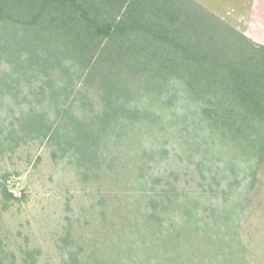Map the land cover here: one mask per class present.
Instances as JSON below:
<instances>
[{
    "label": "rangeland",
    "instance_id": "374dc122",
    "mask_svg": "<svg viewBox=\"0 0 264 264\" xmlns=\"http://www.w3.org/2000/svg\"><path fill=\"white\" fill-rule=\"evenodd\" d=\"M192 1L246 36L228 8L247 0ZM16 28L0 21L13 39ZM26 52H0V264H264V156L231 204L225 193L240 169L225 172L224 152L209 147L206 123L183 90L167 94L147 76L114 71L107 76L130 91L122 101L157 109V119H109L110 131L82 160L77 142L51 144L17 130V120L32 112L51 124L65 110L98 130L100 75L84 83L87 71L78 78L59 65L25 63Z\"/></svg>",
    "mask_w": 264,
    "mask_h": 264
},
{
    "label": "trees",
    "instance_id": "16d2710c",
    "mask_svg": "<svg viewBox=\"0 0 264 264\" xmlns=\"http://www.w3.org/2000/svg\"><path fill=\"white\" fill-rule=\"evenodd\" d=\"M0 21L15 23L21 32L13 39L0 30V52L7 50L9 56L15 49L24 50L25 63L59 65L78 78L87 71L84 83L100 75L97 88L105 94L96 131L65 110L51 124L42 115L21 114L17 130L38 133L57 146L77 142L80 158H90L110 131L109 119L126 118L130 125L154 123L158 115L151 106L126 105L121 96L130 91L107 73L147 76V83L161 92L175 95L182 89L187 107L194 106L206 123L209 147L224 152L225 172L240 169L231 183L236 187L225 193L231 204L237 202L238 187L252 184L264 156V46L253 44L192 0H0ZM25 33L31 34L30 42ZM27 45L37 48L31 53ZM5 77L0 73V89ZM3 139L2 145L7 143ZM147 209L153 217L154 201Z\"/></svg>",
    "mask_w": 264,
    "mask_h": 264
},
{
    "label": "crops",
    "instance_id": "0c3cea01",
    "mask_svg": "<svg viewBox=\"0 0 264 264\" xmlns=\"http://www.w3.org/2000/svg\"><path fill=\"white\" fill-rule=\"evenodd\" d=\"M223 10V7L217 9ZM215 10L216 13L218 11ZM235 14V24L240 26L241 32H243L248 39L258 41L264 45V0H247V4L235 5L232 8H228ZM226 8V12L228 13ZM218 14L219 16H223ZM225 15V14H224ZM234 22V21H233ZM245 25V29L243 26Z\"/></svg>",
    "mask_w": 264,
    "mask_h": 264
}]
</instances>
